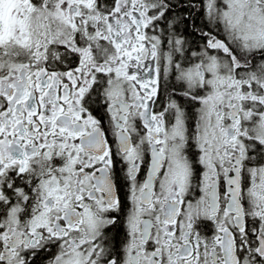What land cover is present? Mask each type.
Returning a JSON list of instances; mask_svg holds the SVG:
<instances>
[{"label":"snow or ice","instance_id":"1","mask_svg":"<svg viewBox=\"0 0 264 264\" xmlns=\"http://www.w3.org/2000/svg\"><path fill=\"white\" fill-rule=\"evenodd\" d=\"M0 264H264V0H0Z\"/></svg>","mask_w":264,"mask_h":264}]
</instances>
